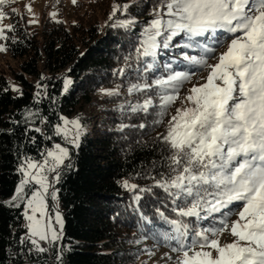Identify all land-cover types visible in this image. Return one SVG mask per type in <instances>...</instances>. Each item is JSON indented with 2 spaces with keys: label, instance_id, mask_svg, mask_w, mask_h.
Segmentation results:
<instances>
[{
  "label": "snow or ice",
  "instance_id": "1",
  "mask_svg": "<svg viewBox=\"0 0 264 264\" xmlns=\"http://www.w3.org/2000/svg\"><path fill=\"white\" fill-rule=\"evenodd\" d=\"M16 2L0 0V52L7 51L4 42L16 39L10 35L16 31V23H4L5 19L13 15L23 19L20 10L12 7ZM135 4L136 0L113 2L109 20L117 13L127 18H117L109 26L133 28L136 18L128 14ZM24 7L35 16L31 3ZM57 15L56 11L49 13L53 21L61 23ZM150 15L134 54L125 56L124 65L113 70L114 76L123 77L133 67L130 60L137 62L138 71L143 63L138 81L127 87L129 96L140 99L126 100L116 110L128 119L142 116L146 120L155 114L151 127L164 125V131L157 132L153 142L162 145L159 166L166 171L155 172L154 162L153 171L145 177L152 180L151 185L129 180L120 183L132 192L137 210L145 195L163 193L155 215L168 230L154 233L153 238L159 236L169 247L164 255L171 264H264V0H157ZM177 38L183 42L175 43ZM170 48L179 49V57L188 67L181 70L166 63L162 74L149 79L148 74L158 70L159 50ZM72 84L65 76L61 94L68 93ZM185 85L190 87L182 95ZM10 87L23 95L19 86ZM35 87L37 103L42 98L55 103L47 84L38 81ZM99 91L107 97L122 94L120 85ZM177 103L180 106L170 113ZM165 116L169 117L166 123ZM37 119L49 123L39 109L26 110L25 131L43 135L44 129L35 126ZM59 120L61 123L51 125L53 135L79 149L87 133L82 118L60 115ZM148 127L144 122H121L115 130L123 133ZM45 138L52 140L53 136ZM30 142L35 143L36 137ZM41 156L40 160L22 157L16 169L21 179L10 199L3 201L10 208L23 206L26 231L19 243L30 245L29 254L46 253L63 238L60 190L55 185L62 181L65 170L74 168L71 149L64 144L54 143ZM49 200L56 203L50 205ZM140 216L149 220L143 212ZM57 260H62L60 254Z\"/></svg>",
  "mask_w": 264,
  "mask_h": 264
},
{
  "label": "trees",
  "instance_id": "2",
  "mask_svg": "<svg viewBox=\"0 0 264 264\" xmlns=\"http://www.w3.org/2000/svg\"><path fill=\"white\" fill-rule=\"evenodd\" d=\"M113 2L124 4L128 0H92L74 22L67 24L61 18L57 20L62 22L57 23L45 18L39 30L28 24L25 16L9 18L10 23H16V31L10 33L16 39L4 42L8 59L0 62V264H52L53 261L55 264H150L153 249L170 250L159 236L153 238L154 233L168 230V225L155 215L163 193L145 195L137 210L132 192L120 183L129 180L141 186L151 185L152 180L145 177L153 171L154 162L155 172L166 171L159 166L162 145L153 142L156 133L164 131V125L151 127L155 114L146 120L142 116L128 119L116 110L126 100L140 99L129 96L127 87L138 81L142 62L140 71L137 62L130 60L133 67L126 69L123 77L113 75L114 69L124 65V57L134 54L157 0H136L128 15L135 17L137 23L130 30L109 26L117 18H127L117 13L116 18L109 20ZM80 3L76 8H81ZM182 42L179 38L175 40ZM166 63H173L174 68L185 65L179 49H160L158 70L149 73L148 78L162 74ZM65 76L73 84L62 95ZM38 81L48 85L47 92L56 98L55 103L47 98L39 103L33 99ZM10 85L19 86L23 95L14 92ZM117 85L122 93L118 97H107L99 91ZM5 88L9 90L5 92ZM177 106L169 112L174 114ZM28 109H39L41 116L48 118V124L35 121V126L44 129L43 135L34 130L25 131ZM60 115L80 116L87 133L79 149L70 148L74 168L65 170L57 184L64 216L63 238L49 247L52 256L49 252L33 255L26 250L29 245L19 243L26 231L23 206L10 208L3 201L10 199L21 179L16 169L22 157L40 160L46 148L54 143L65 144L53 135L51 127L60 123ZM168 119L164 117L165 123ZM121 122H144L150 127L125 129L122 133L115 130ZM31 137H36L35 143L30 142ZM141 212L149 220H142ZM142 235L148 239H141ZM61 248L65 249L62 260H56Z\"/></svg>",
  "mask_w": 264,
  "mask_h": 264
},
{
  "label": "rangeland",
  "instance_id": "3",
  "mask_svg": "<svg viewBox=\"0 0 264 264\" xmlns=\"http://www.w3.org/2000/svg\"><path fill=\"white\" fill-rule=\"evenodd\" d=\"M80 3L81 8H76V5L78 2ZM92 0H77V3L75 5H73L72 0H60L59 4L55 3V0H17V2L15 4L12 5V7H17L22 16H25L27 21L29 19H37L38 23L36 24H30L32 27H34V29H41L42 25H43V21L45 18H50L49 13L56 11L58 13L57 15V19H63L67 24H69L70 22H74L77 14H79L80 12H82V9H85V7L90 6V2ZM31 3L32 8H33V12L35 13V16L33 17L32 14L27 13L24 5ZM83 3V4H82ZM84 7V8H82ZM6 10H8L7 6H6ZM62 10V11H61ZM62 15V17H61ZM4 23H10V19L6 18ZM190 54H196L194 52L190 51ZM8 59V56L4 54V52H0V62L1 63H5ZM186 65H183V67H177V68H186ZM202 75H206L205 73H202ZM190 87V85H185V87L183 89H181V94L183 95L187 88ZM177 107L180 106L179 103H177ZM68 117L69 119L74 118V116H65ZM61 123V121H60ZM65 146H68L69 148H71V145H67V143L65 142L64 144ZM49 176L51 177V174H49ZM55 187L57 188V184L55 185ZM56 202H53L51 200H49V204H55ZM58 205H59V211L61 212L62 216H63V212L60 206V202L58 199ZM50 212H51V208H50ZM51 214L54 216V212H51ZM64 218V216H63ZM234 218V217H233ZM26 224V221H25ZM58 227V226H57ZM226 240L230 239V237H225ZM61 241V240H60ZM170 250L165 249V248H155L153 249V253L150 256L151 258L149 259V263L150 264H171L170 261H167V257H165V253L169 252ZM175 255V254H173Z\"/></svg>",
  "mask_w": 264,
  "mask_h": 264
},
{
  "label": "built area",
  "instance_id": "4",
  "mask_svg": "<svg viewBox=\"0 0 264 264\" xmlns=\"http://www.w3.org/2000/svg\"><path fill=\"white\" fill-rule=\"evenodd\" d=\"M45 246H46V247H49L48 245H45ZM28 247H30V245L26 247V250H27ZM48 252H49L48 254H49L50 256L53 255V251L48 250ZM31 254H33V255H37L36 253H31ZM58 254H60L61 257L63 256V253H60V250L57 252V255H58ZM57 255H56V257H55L56 260H57ZM49 258H50V257H49ZM50 260H53V259L51 258ZM52 264H55L54 261L52 262Z\"/></svg>",
  "mask_w": 264,
  "mask_h": 264
}]
</instances>
